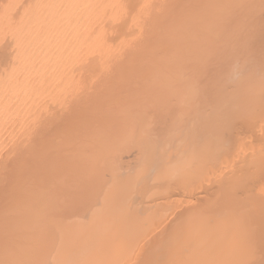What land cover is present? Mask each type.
I'll use <instances>...</instances> for the list:
<instances>
[{"label":"bare ground","instance_id":"6f19581e","mask_svg":"<svg viewBox=\"0 0 264 264\" xmlns=\"http://www.w3.org/2000/svg\"><path fill=\"white\" fill-rule=\"evenodd\" d=\"M7 1L8 8L9 5L14 8V0ZM26 1L25 9L21 11L18 5L19 9L14 10L20 11L13 15V18L19 16L18 20L14 19L15 23L3 16L13 8L10 10L4 5V10V6H0L3 9H0V40L3 34L10 38L0 41L3 48L0 50L3 52L0 55V159L8 155L12 159L11 153L19 152V142L26 138L25 134L27 131L29 134L37 120L42 123L36 127L39 125L43 131L44 124L49 121L40 119L51 115H47L49 111L74 95L82 101L88 91L91 95L97 89L94 88L96 82L92 87L89 85L91 88L85 82L90 84L95 78L93 81L99 82L98 78H103L110 69L108 75L112 74L116 65L123 66V62L126 65L125 75L116 67L124 77L116 75L114 69L117 79H128L119 84L125 86L134 79L133 83L137 84L132 86L140 88L121 86L125 90L119 88L123 93L119 92L117 97L113 95L117 88H108L117 83L103 84L106 91L100 89L104 97H107L106 92L111 95L107 97L109 103L100 96V91L93 92H97L95 96H100L97 100L102 98L101 103H106L107 107L105 114L97 106L93 110L107 119L97 114L96 119H100L96 121L89 115L88 122L82 116L90 114L85 110H88L85 108L88 103L82 104L88 100H80L85 113L79 111V104L73 114L81 112L85 126L92 131L88 133L83 127L85 134L82 135L84 131L77 129L81 132L80 138L75 136L73 125L69 128L72 134L75 132V141L87 138L86 142L84 139L86 144L81 140L84 145L90 142L89 137L92 142V136H97L90 142L92 146L97 145L98 148L92 149L95 152L90 150L91 145L86 146L87 150L78 141L82 147L78 149L77 145L74 150L76 142L74 136L69 135L70 130L68 135L63 132L65 136L61 131L60 135L56 133V136L72 137L64 138L68 143L71 139L69 147L65 140L59 141L61 145L65 141L60 147L67 144V148H61L65 154L56 148L60 143L55 142V136L52 138L54 144L48 147L54 146L47 149L44 143L49 142L39 139L45 151L40 150L42 145L39 144L41 154L37 147V156L34 146L32 151L31 143L27 144L33 142L34 137L26 143L28 149L24 146L30 152L21 146L24 150L20 152L28 153L26 157L31 158V152L35 151L34 160L30 161L32 168L36 165L39 170H47L41 171V175L45 174L43 181L38 175L33 178V171L29 177L28 168L25 170L23 162L20 163L26 161L23 158L27 159L24 153L16 155L21 159L19 162L15 158L21 166L16 169L12 166L13 159L8 165L3 164L9 156L1 161L6 165L3 172L11 162V169L17 170L15 176L18 172L24 173V183L31 178L34 179L31 182H35L37 176L41 181L37 186L34 183L35 187L27 181L30 186L26 187L24 183L19 185L22 178L18 175L13 180L17 178L20 182L13 181L12 191H8L13 194L12 200L7 196L8 202L5 199L0 203L4 209L0 215V264H264V0H186L188 4L182 3L186 7L180 6L181 10L178 8L174 15L170 14V9L176 0H172L173 4L170 0H31L32 3L29 0L30 4ZM169 3L172 4L170 9ZM147 30L151 32V39L147 36L150 40L145 36L150 34ZM81 78L89 88L86 92L82 91L86 87L80 85ZM152 87L155 88L151 91ZM138 89L143 92L139 93ZM82 92L85 95L82 96ZM138 97L141 100H137ZM132 98L137 103L129 104ZM72 99L68 104L74 103ZM146 99L154 101L158 105L157 114L159 108L162 113L158 115L164 117L163 123L157 122L158 115L153 119L157 120V125L154 124L159 133L154 134L155 126L153 133L149 132L148 121L154 113L150 116L146 113L148 119L142 114L145 106H141ZM166 99L174 102V118L171 116L175 110H170L173 103L167 104ZM53 104L55 108L51 107ZM151 109L155 106L151 105ZM61 110L64 112L59 113L62 118L67 111ZM45 112H48L46 116ZM91 112L94 113L91 115L97 113ZM57 113L52 112L58 117ZM81 117L77 118L81 120ZM91 118L98 124H95L97 128ZM55 119L52 122L60 123ZM79 122L74 125L76 128L84 124L83 120L82 124ZM159 123L165 128L158 127ZM119 126L125 132H119L122 128L115 129ZM36 127L30 135L40 132L38 129L34 132ZM65 127L63 130H67L68 126ZM100 130L107 136H98L96 132ZM110 130L111 134L116 135L118 131L122 135L111 137ZM70 146L73 155L68 149ZM121 146L134 150L133 165L132 159L124 166L121 157H116L126 150ZM77 149L89 153H85L83 159V153L78 154ZM44 152H50L49 158L51 155V159L55 158L47 160ZM53 152L60 154L56 157ZM38 154L46 158L42 162L49 161L46 167L32 162L37 161ZM60 156L66 168L61 164L62 168L58 167ZM71 156L80 163L74 164L79 168L73 167ZM77 158H82L81 162ZM66 159L71 161L69 166ZM18 167L26 173L18 171ZM55 167L58 169L54 172ZM68 167L72 170L69 175L80 172L72 178L73 185L69 179L66 181L68 174H62V169ZM48 169L58 177L52 174L51 178ZM80 174H84L83 177L78 176ZM2 178L0 184L5 185L4 176ZM64 187L66 190L61 191ZM64 191L69 195L67 201ZM60 210L69 212L70 216Z\"/></svg>","mask_w":264,"mask_h":264},{"label":"rangeland","instance_id":"374dc122","mask_svg":"<svg viewBox=\"0 0 264 264\" xmlns=\"http://www.w3.org/2000/svg\"><path fill=\"white\" fill-rule=\"evenodd\" d=\"M14 1H16V0H14ZM14 1L12 2V6H14V8L12 7L13 10H11V9H12V8H11V5H9L11 9L8 8V5H7L8 1H7V0H6L7 3L5 2V0L0 1V2H1V3H0V6H1V4H2L3 6H4V5H5V6L7 5V8L10 9V10L12 11V12H11V11L9 10V11L11 12V13H10V12L8 11L9 14H8L7 12H4V11H3V14H4V13H6V15L8 14L7 16L3 15V16H4V19H5V17H6V20L8 19V20L11 21V22H14V19L16 20V18H17V20H18V17H19V16H18V17H16V18H15V17L13 18V15L19 14V13H16V12H18L19 10L16 11V12H14V10H15V9L17 10V9H19V7H22V8H20V10L22 11V10L25 9V7L27 6V5H23L25 0H23V1H21V0L19 1V0H18L20 3L22 2V5L24 6V8H23V6H22L19 2H17V1H16V2H17V5H16V2H15V5H13ZM185 1H186V0H179V1L176 0V1H174L175 4H176V2H179V3L176 4V5H177V6H176L175 4H173V1L170 0V2L173 4V8L170 9L171 6H172V4L169 3V4H170V5H169V9L171 10V11H170V14H171V15H174L175 13L177 14L176 11H179L178 8L181 10V7H186L185 5H183V4L185 3ZM3 2H4V3H3ZM28 2H29V0L26 1V3H28ZM30 2H31V0H30ZM30 2H29V4H30ZM32 2H33V1H32ZM32 2H31V3H32ZM187 2H188V1H187ZM187 2H186V3H187ZM182 3H183V4H182ZM186 3H185V4H186ZM8 4H9V3H8ZM187 4H188V3H187ZM18 5H20V6L18 7ZM182 5H183V6H182ZM3 6H2V7H3ZM5 6H4V10L6 9ZM15 6H17V8H16ZM180 6H181V7H180ZM0 9H2V8H0ZM183 9H184V8H183ZM2 10H3V9H2ZM173 10H174L175 12H174ZM19 12H20V11H19ZM173 12H174V13H173ZM0 13H1V11H0ZM14 13H16V14H14ZM1 14H2V13H1ZM10 14H12V17H10ZM3 16H2V17H3ZM8 16H9V17H8ZM0 17H1V15H0ZM7 17H8V18H7ZM9 18H10V19H9ZM11 18H13V21L11 20ZM14 23H15V22H14ZM147 32H150V30H149V31L147 30L146 33H147ZM3 35H4V36H6V35L8 36V34H6V35L3 34ZM148 35L150 36V39H151V37H152V36H151V32H150V34H149V33L145 34L146 37H147ZM4 36H3V39L7 37V36H6V37H4ZM149 36H148V37H149ZM0 37L2 38V36H0ZM8 37H9V36H8ZM148 37H147V38H148ZM1 38H0V39H1ZM3 39H2V41H3ZM6 39H8V38H6ZM6 39H4V40H6ZM148 39H149V38H148ZM148 39H147V40H148ZM150 39H149V40H150ZM8 40H10V38H9ZM0 41H1V40H0ZM2 41H1V42H2ZM6 41H7V40H6ZM1 42H0V43H1ZM3 42H4V41H3ZM8 43L10 44L9 41L7 42V44H8ZM1 44H2V43H1ZM9 44H8V45H9ZM4 45L6 46V42L4 43ZM1 46H2V45H1ZM5 46H2V47L5 48ZM6 47H8V46H6ZM1 49H2V50H1ZM0 50L3 51V48L0 47ZM5 51H6V48H5ZM1 53H3V52H1ZM1 53H0V55H1ZM0 57H1V56H0ZM123 63H124L123 66H122V64H119V66L116 65L115 68L118 66L119 71L121 70V71H122L121 73L124 74V73L126 72V70H125L126 65H125V62H123ZM120 65H121V66H120ZM121 67H122V68H121ZM115 68H114V67L112 68V72H111L112 74L108 75V74L110 73V71H111V69H110V71H109L108 74L103 75V76H104L103 78H102V77L98 78V79L101 80V81L99 80V82H101V83L103 82L102 84L99 83V82H97L98 80H97V81H93V80H96L97 78L93 79V80L91 81L90 84H89L88 82H85V81H84V78H81V79H82V82H80V83H82V84H80V85L83 87V85H84L85 83H87V84H85V85H88V86H89V85L93 84V86H94V83H93V82H96V85L94 86V88L97 87V89H98V88H99V89H100V88L102 89V88H103V86H102L103 84H105V86H107V85H111L112 83H117V84H113V86H108V88H109V87H110V88L112 87V89H113V87H115V89L117 88V89H116V93L114 94V92H113V95H116V96L119 95L120 90H121V91H124V90L126 89L125 87L128 86V85H130L128 88H130V87H131V88L135 87V86H132L133 84H137V83H133V80H134V79H131L129 84H127V83H126L127 81H125L126 84H124L125 86H123V85H122L123 82H124L123 80H128V79H127V78H125V79L123 78V80H122L123 82L120 81L119 78L117 79L118 76H116V75H119L120 72H118V70H117V68H116V71H117V72H116L117 74H116V73H115V70H114ZM120 68H121V69H120ZM123 68H124V69H123ZM184 68H185V67H183V69H184ZM123 70H124V72H123ZM113 73H114V74H113ZM115 74H116V75H115ZM106 75H107L108 77H107ZM121 75H122V74H121ZM121 75H119V76L121 77ZM124 75H125V74H124ZM124 75H122V77H124ZM104 78H106V79H104ZM108 78H109V79H108ZM115 78H116L117 80H119V81H116ZM107 79H108V80H107ZM121 79H122V78H121ZM105 80L108 81V82L110 81V83L106 82ZM112 80H114V81H112ZM80 81H81V80H80ZM131 81H132V83H131ZM84 82H85V83H84ZM119 82H122V84H121V83L119 84ZM134 82H135V81H134ZM136 82H137V81H136ZM97 83H98V84H97ZM100 84H101V87H100ZM85 85H84L83 88H85V87H86V88H85V90H82V91H85V92H86V89H89V88H88L87 86H85ZM98 85H99V86H98ZM115 85H116V86H115ZM140 85H141V84H140ZM105 86H104L103 89L106 91L107 88H106ZM121 86H122V88L124 87L125 89H121ZM89 87H90V86H89ZM91 87H92V85H91ZM91 87H90V88H91ZM141 87H142V86H141ZM105 88H106V89H105ZM119 88H120V90H119ZM135 88H140V86L138 85V86H136ZM135 88H134V89H135ZM142 88H143V87H142ZM154 88H155V87H154ZM154 88L152 87V88H151V91H152V89H154ZM92 89H93V88H92ZM97 89H94V90L92 91V94H91V95H90V93H89V92H91V91H88V90H87L88 92L86 93V94H87L86 97L88 98V96L90 95V96H91V97H89L90 99H89V98L87 99L85 96H84V97H85V99H84V97H83V99H84L83 101H87V100H88V102H84V103H82V104H85V103L87 104V103H88L87 106L85 105V108H88V110H87V109H85V110L87 111V113H88V111H90V114L85 115L86 113H85V111H84V107H83L84 105L82 106V104H80V103H81L80 100L82 101L81 98H78V96H77V98H78L79 101L77 100V103H76V100H75L76 95H74V96H75V97H74L73 94H72L73 97H69V98H71V99L73 98V99H72L73 102H74L73 104L76 103V104H75L76 106H75V105L73 106L72 103H71L72 105L68 104V103H70V100H71V99H68V100H67L68 102L65 101V100L68 98V96H66V97H65V100H64L65 103H64L63 101H62V102H63L64 104H66V106L63 107V108H64L65 111H67V112L65 113V115H64L62 118H61V116H60L59 113L62 112L61 109H63V108H62V106L64 105L63 103H62L61 105L59 104L60 106L57 105V106H59L58 108L56 107L57 110H56V108L54 107V104L51 105V107L53 106L52 108H55L56 111H55V110H51V111H49L50 108H49V109L47 108L48 111H49L50 113L45 112L44 116H46V113H48L47 115H49V114H51V115H49V116H47V117H41V119H40V120H43L44 118H46L45 120H47V121L50 122V123L48 122V123L50 124V126H51L52 123H53V124L55 123V124L53 125L54 127H53V126L50 127L49 125H47L48 123L46 122V124H44V128H43V131H42L41 128H38V127H40L39 125H41L42 121L38 122L39 120H37V122H35V123H37V124L39 123L38 127H36L37 124H35V126L32 125L33 128L36 127V129L34 130V132H35L37 129L40 130V132H39V131H38V132L36 131L37 133H36V132H35L36 134L34 133L35 136H36V140H34V139H35V136L30 135V134H31L30 132H32V129H33L32 127H30V129L32 128L31 131L29 130V134H28V131H27V133L25 134V135H26V138L22 139V142H23L24 145H22V142H19V143H21L20 146L17 147V148H19V152H17V154H15V153H11V157H12L13 160L10 158V155H8V156H9L8 160L6 159L5 162H3L4 159H5L6 157H8V156H6V157L3 158V160L0 159V163L2 164V162H3V164L8 165L7 163H8V161L11 159V160H12L11 162H13L14 164L11 163V162H9V165H10V164H11V165L13 164L12 166H14V168L16 169V167L19 166V164L23 162L24 165H22V166H23V168H25V170H26V168H28L27 170L29 171V177H31V176H32V173H33V178H34L35 175H38V176H40V179H42V177H43L45 174L41 175V171H42V170L47 171V170H45V168L39 170V168H38V167H39L38 164L41 163V166H42L43 164L45 165V164H46L47 162H49V161H46V163L42 162V161H44L43 158H45V157L42 158V156L40 155V156H41V157H40L39 154H38L39 158H41L42 160H39V158H37V161H32L33 163H34V162L38 163V164H37V166H38L37 168H38V169L35 168L36 165L33 166V168H32L31 166H32L33 164L30 163V161H31V159L33 158L32 156H33V153H34L35 151H34V152H31V154H32V155H31V158H30L29 155H28L29 157H26L25 154H28V153H24V151H23V152H22V153H24V154H23V157L25 156L27 159H24V158L21 156L22 153H21L20 151H21V150H24V149H26V148L28 149V146H29L30 143H31V145H32V146L30 145V146H31L30 149H32V147L34 146L35 150L37 149V147H38V150H39V148L41 147L40 145L43 144V143L40 144V142L48 141V142H49L48 144H47V142L44 143V144H46V145H45V147H46L45 149H47L48 145H50L54 140H55V142L57 143V142H59L60 140L62 141V139H63V140L66 139V140H67L68 138H72V137H69V136H66V138L63 137V136L61 137V136H58V134H57V136H56V133H59V131H61L62 133L66 131V133H67V131L71 129V128H69L70 125H71V126L73 125V128H72L73 131H76V130L78 129V131L81 130V132H82V130L84 129L83 127H85V129H86L87 127H89V126H85V122H86V121H84L83 117L80 116V115L83 114V112H84L85 114H83L82 116L86 117V120L88 119L89 115H90L91 117L93 116L94 119H95L96 121H97V119L99 118V117H97V119H96L95 116H96L97 114L100 116V118H102L101 115H103V114L106 113V112H105V109H106L107 107L105 108L106 103H105V105H104V103H103V104L101 103V99H102V98H103V99H104V98L107 99V97L109 96V93H107V92H106V94L103 93V94L107 95V97H106V96L104 97V96L102 95V92H101L102 90H101V89H100V90H97ZM115 89H114V91H115ZM143 89H144V88H143ZM143 89H138V90H139V91H140V90L142 91ZM147 89H148V88H145V90H147ZM104 90H103V91H104ZM117 90H118V91H117ZM138 90H136V91H138ZM149 90H150V89H149ZM95 91H97V92L100 91V93H101L100 96H102L101 99L97 100V98H99L100 96H99V97L95 96V94L97 95V92H96V93H93V92H95ZM141 91H140L139 93H141ZM80 92H81V91H80ZM85 92H84V93H85ZM117 92H118V93H117ZM142 92H143V91H142ZM88 93H89V94H88ZM121 93H123V92H120V94H121ZM81 94H82V96L85 95V94H83V92H82ZM98 94H99V93H98ZM92 95H93V97H92ZM70 96H71V95H70ZM80 96H81V95H80ZM80 96H79V97H80ZM116 96H115V97H116ZM94 97H95V99H94ZM109 97H111V95H110ZM115 97H114V98H115ZM117 97H118V96H117ZM117 97H116V98H117ZM77 98H76V99H77ZM112 98H113V97H112ZM114 98H113V99H114ZM140 98H141V97H138L137 100H139ZM205 98H206V97H205ZM91 99H92V100H91ZM110 99H111V98H110ZM113 99H111V101H112ZM132 99H133L132 102L129 103V101H128L129 104L132 103V105H133V104H135V103H133V102H136V103H137V100H136V99H134V98H132ZM148 99H152V98H151V97H148ZM153 99H154V97H153ZM169 99H170V98H169ZM169 99H168V100L166 99V100H167L166 102H167V104H168L169 101H170V103H171V102L173 103L172 106H171V104H170V106H171L172 108H170L169 105H168V107L170 108V110L173 111V109L175 110V108L173 107V106H174V102H173L172 99H171V100H169ZM95 100H96V102H95ZM115 100H116V99H115ZM126 100H128V98H127ZM129 100H131V99H129ZM140 100H141V99H140ZM83 101H82V102H83ZM99 101H100V102H99ZM102 101H103V100H102ZM108 101H109V99H107V102H108ZM71 102H72V101H71ZM97 102L100 103V105H99ZM103 102H106V100H104ZM109 102H110V101H109ZM109 102H108V103H109ZM145 102H146L147 106H146ZM149 102H150V103H149ZM152 102H153V103H151V101H149V100L147 101V99L144 101V103H143V101H142L143 104H142V106H141V105H140V106H141V107L145 106V107L143 108L145 111H144V110H140V111H141V112L144 111L142 114H146V113H147L149 116H150L152 113H154V114L151 115L153 118L150 116V118H151V119H150L149 116H148L147 114H146V117H147V119L149 118V120H150V121H148L149 125H151V126L149 127V132H150V133H153V131H154L155 129H157L156 131H154V134H156V132H157L159 129L156 128V127H157V126H156L157 123H156L155 121H157V120H153V119H154V118L157 119V115H158V114H161L162 112L159 113V110H158L159 108H158V109H157L158 114H157V112H156V107H157L158 105H157L156 103H154V101H152ZM91 103H92V104H91ZM96 103H97V104H96ZM202 103L205 104V102H203V101H202ZM77 104H78V105H77ZM79 104L81 105V107H83L82 110L80 109L81 107H80V108L78 107V106H80ZM101 104H102V105H101ZM138 104H139V103H138ZM144 104H145V105H144ZM150 104L152 105V108H154V106H155V109H151V105H150ZM153 104H154V105H153ZM68 105H69V107H68ZM93 105H94V106H93ZM98 105H99V106H98ZM103 105H104V106H103ZM49 106H50V105H49ZM70 106H71V107H70ZM72 106H73V107H72ZM88 106H89V107H88ZM96 106L99 107L98 110H100L101 112H104V113L100 115V113L97 112L98 110H93V108H94V109H97ZM107 106H108V105H107ZM136 106H137V105H135L134 107H136ZM66 107H68V109H66ZM75 107H76V108H75ZM77 107L79 108V111H81V112L83 111V112H82V114H80L81 112L79 113L78 111H76V113H79V114H78L79 116H77V114H76L75 111H74V114H76V115H75L76 118H75V117H74V114H73V110H74V109H75V110L78 109ZM100 107L103 108L104 110L102 109V110H103V111H102ZM148 107H149V108H148ZM52 108H51V109H52ZM70 108H71V109H70ZM72 108H73V109H72ZM59 109H60V112L57 113V111H59ZM147 109H148L149 111H147ZM152 110H153V111H152ZM170 110H169V113H170V115H171ZM54 111H55V112H54ZM63 111H64V110H63ZM68 111H69V112H68ZM91 111H94L95 113H96V112H97V113H96L95 115H91V113H93V112H91ZM106 111H107V110H106ZM150 111H151V112H150ZM163 111H164V110H163ZM52 112L55 113V114H56V113L59 114L60 118H59V116L56 117L57 115L55 116V114H52ZM175 112H176V110L174 111V113H172V115L175 114ZM62 113H64V112H62ZM72 114H73V116H72ZM93 114H94V113H93ZM62 115H63V114H62ZM106 115H107V114H106ZM170 115L168 114L167 116H170ZM40 116H43V115H40ZM51 116H53V118H52ZM67 116H68V117H67ZM103 116H104V115H103ZM158 116H159V115H158ZM162 116H163V115H160V116L158 117V121H157V122H162V123H163L162 120H163L164 117L162 118ZM186 116H187V115H186ZM186 116H185V117H186ZM49 117H50V119H51V118H52V119L56 118L55 120L59 119V120H57V121H60V123H57V122H55V121L52 122V119L50 120ZM64 117H65V118H64ZM71 117H72V119H71ZM77 117H81V118H80L81 120H79ZM93 117H92V118H93ZM104 117L106 118L107 116H104ZM171 117L174 118V115L171 116ZM39 118H40V117H39ZM47 118H48V119H47ZM69 118H70V119H69ZM73 118H75V120H76L77 122L80 121L79 123H81V124L84 122L83 126L80 127V125H79V123H78L79 126H77L78 128H76L74 125H77V122L74 121ZM89 118H90V117H89ZM92 118L90 119L91 121L93 120ZM100 118H99V119H100ZM161 118H162V119H161ZM187 118H188V116H187ZM68 119H69V121H68ZM106 119H107V118H106ZM45 120H44V121H45ZM70 120H71V121L73 120L74 122L72 121L71 124H69V123H70ZM82 120H83V122H82ZM166 120H167V119H166ZM66 121L69 122V123H66ZM87 121H88V120H87ZM104 121H105V120H104ZM151 121H152L153 123H152ZM168 121H169V120H168ZM62 122H63V125H64V126H62ZM75 122H76V123H75ZM88 122H90V121H88ZM88 122H87L86 124H90V125H93V124H94V126H95V124L98 125L96 122L94 123L93 121H92L93 124H92V123H88ZM98 122H100V121H98ZM164 122H165V121H164ZM43 123H45V122H43ZM72 123H73V124H72ZM100 123H101V122H100ZM100 123H99V124H100ZM154 123H156V125H155ZM162 123H161V124L159 123L160 125H159L158 127H161V128L164 129L165 127H164V126H161ZM165 123H166V122H165ZM165 123H164V124H165ZM168 123H169V122H168ZM168 123H167V124H168ZM56 124H57V125H56ZM60 124H61V125H60ZM66 124H68V125H66ZM153 124H154V125H153ZM167 124H166V125H167ZM169 124H170V123H169ZM42 125H43V124H42ZM59 125H60V126H59ZM45 126H46V127H45ZM56 126H57V127H56ZM61 126H62V127H61ZM65 126H66V127L68 126V127L66 128ZM94 126H91L92 129H93ZM154 126H155V129L153 128ZM41 127H43V126H41ZM47 127H48V128H47ZM63 127H65L67 130H65V129L63 130ZM95 127L97 128V126H95ZM45 128H46V129H45ZM50 128H51V129H50ZM56 128H57L58 130H57ZM59 128H61V129H59ZM68 128H69V129H68ZM80 128H81V129H80ZM98 128H100V126H99ZM101 128H102V127H101ZM121 128H122V126H121ZM121 128H120V126H119V127H115V129H118V131H119ZM152 128H153L154 130H152ZM167 128H169V126H167ZM74 129H75V130H74ZM90 129H91V128H90ZM90 129L87 128V131H86V132L89 133V130H90ZM163 129H161V131H160L162 134H164ZM53 130H54L55 132H54ZM56 130H57V131H56ZM93 130H94V129H93ZM98 130H99V129H98ZM102 130H103V132H104V129H102ZM105 130H106V128H105ZM107 130H108V129H107ZM107 130L105 131L106 133H107ZM123 130H124V128H122V130H120L119 132H121V131H122V132H125V131H123ZM150 130H151V131H150ZM46 131H47V132H46ZM83 131H84V130H83ZM91 131H92V130H90V132H91ZM96 131H97V129H96ZM110 131H111V132H108V134L110 133L111 137H112V135H113V136H116V135L118 136V133H119V132H118L117 130H115V131H117V132H116V133H117L116 135H115L114 133L111 134V133H112V130H110ZM113 131H114V130H113ZM165 131L167 132V130H165ZM48 132H49V133H48ZM61 132H60V133H61ZM68 132H70L69 135L71 134L72 136H74V133H75V132H73V134H72L71 130L68 131ZM76 132H77V131H76ZM81 132H80V133H81ZM100 132H101V130H100ZM100 132L98 131L99 134H98L97 132H96V134H97L98 136H100V135L103 136V135H104L103 137H106V136H107V135H105V133H102V132H101L102 134H100ZM166 132H165V133H166ZM44 133H45V134H44ZM60 133H59V135H60ZM80 133L77 132V133H76L77 135L75 134V136L77 137V136L79 135V137L81 138V137H82L81 134H82V135L85 134V131H84V133H83V132H82L81 134H80ZM92 133L94 134L95 131L92 132ZM157 133H159V132H157ZM161 133H160V134H161ZM27 134H28L29 137L27 136ZM63 134H64V136H65V133H63ZM90 134H91V133H90ZM119 134L122 135L121 133H119ZM25 135H24V136H25ZM67 135H68V133H67ZM91 135H92V134H91ZM24 136H23V137H24ZM37 136H41L43 140H42L40 137H37ZM54 136L57 138V140L54 139V138H55ZM75 136H74V142H76V143H75L76 145H75L74 142H73V145H72V146L75 145V146L73 147V149H74V148L76 149V146L78 145V144H77L78 142H79V145H82L83 147H85V148L87 149V147L89 148L90 145H91V143L93 142V138H94V137H97V136H92V137H93V138H92V142H91V139H90V137H89V140H90L91 143L87 140V141H88V143H87L88 146H87V145H84V144H83L85 137L83 138V140L81 139V140L83 141V142H82L81 140L78 141V140H79L78 138H76V141H75ZM86 136H87V135H86ZM88 136H89V135H88ZM31 137H34V139L32 138L34 143H33V142H30V141H29V143H27L28 140H30ZM46 137H47V138H46ZM53 137H54V138H53ZM67 137H68V138H67ZM108 137H109V136H108ZM108 137H107V139H108ZM111 137H110V138H111ZM45 138H46V139H45ZM52 138H53L54 140H53ZM64 138H65V139H64ZM32 139H31V140H32ZM39 139L41 140L40 142H39ZM44 139H45V140H44ZM51 139H52V141L50 142L49 140H51ZM58 139H59V140H58ZM77 139H78V140H77ZM86 139H87V138H86ZM86 139H85V142H86ZM105 139H106V138H105ZM26 140H27V141H26ZM66 140H65V141H66ZM72 140H73V139H72ZM110 140H111V139H108V141H110ZM25 141H26V142H25ZM65 141H63V145H64ZM70 141H71V139H70ZM70 141H69V143H70ZM77 141H78V142H77ZM66 142H67V141H66ZM81 142H82V143H81ZM85 142H84V143H85ZM26 143L28 144V146H27ZM32 143H33V144H32ZM59 143H60V145H58V147H56L57 149L59 148L58 150L63 151V149H61V148H64V149L67 148V147H66L67 144H68V147H69V143H68V142H67V144L65 145V147H60V146H63V145H61V142H59ZM71 143H72V142H71ZM80 143H81V144H80ZM89 143H90V144H89ZM25 144H26V145H25ZM39 144H40V145H39ZM53 144H54V142H53ZM53 144H52V146H54ZM85 144H86V143H85ZM94 144H95V143H94ZM56 145H57V144H56ZM70 145H71V144H70ZM79 145L77 146V148H78V147H82V146H79ZM21 146H23V147L25 146L26 148L24 147V149H22ZM39 146H40V147H39ZM52 146H49L48 148H52ZM86 146H87V147H86ZM96 146H97V145H96ZM96 146H95V145H94V146L91 145L92 148L90 147V150H92L93 148H98V147H96ZM121 147H122V149H123L124 147L126 148L127 146H124V147L121 146ZM20 148H21V149H20ZM56 148L54 149V152L57 150ZM71 148H72V147L70 146V148H68V149L70 150ZM85 148H80V149H84V150H86ZM125 148H124V149H125ZM127 148H128V147H127ZM127 148H126V150L123 149V150H124V151H122L123 153L120 151L116 157H117V158L119 157V159H120V157H121V161H122V160L124 161V162H123V165L125 164V162H128V160H131V159H132V165H133V163H134L133 160H135V158H134V155H135V154H134V150H133L132 148H129L130 150L127 149ZM27 149H26V150H27ZM30 149H29V150H30ZM68 149H66V153H69V152H68ZM73 149H72V150H73ZM75 149H74V150H75ZM78 149H79V148H78ZM78 149H77V151H78ZM29 150H27V152H28ZM38 150H36L35 155H36V153H38V152H37ZM40 150H43V145H42V147L40 148ZM40 150H39V152H40V154H41V151H40ZM48 150H49V149H48ZM48 150H46L47 153H48ZM58 150H57V151H58ZM72 150H70L71 153H72ZM74 150H73V151H74ZM87 150H88V149H87ZM90 150H89V151H90ZM94 150H95V149H94ZM32 151H33V149H32ZM43 151H45V150H43ZM43 151H42V152H43ZM50 151H51V149H50ZM52 151H53V149H52ZM52 151H51V152H52ZM57 151H56V152H57ZM61 151H59V152H61ZM77 151H75V154L77 153ZM82 151H83V150H82ZM82 151L79 150V151H78V154H79L80 152H82ZM92 151H93V150H92ZM92 151H91V152H92ZM13 152H14V151H13ZM15 152H16V150H15ZM29 152H30V151H29ZM46 152H44V153L47 154ZM54 152H53L52 154H53V155L56 154V157H57V154H60V153H55V154H54ZM63 152H64V154H65V150H64ZM63 152H62V154H63ZM93 152H95V151H93ZM126 152H127V154H126ZM128 152H131V153H128ZM132 152H133V153H132ZM18 153L21 154L20 156L23 158L22 160H26V161H21V159L19 160V158L16 156V155H18ZM71 153H69V155H70ZM82 153H83V152H82ZM85 153L88 154L89 152H86V151H85V152L83 153V155L81 154L82 158H83V156H85V155H84ZM12 154H13V155L15 154V157H14V158H13ZM45 154L42 153L43 156H44ZM49 154H50V152H49ZM49 154H47V157H48L47 160H50L51 157H52V155H51V157L49 158V156H48ZM73 154H74V153H72L71 155H73ZM90 154H91V153H90ZM119 154H120V156H119ZM128 154H129V155H128ZM35 155H34V157L36 158L37 155H36V156H35ZM121 155H122V156H121ZM125 155L127 156V158H126ZM131 155H132V156H131ZM58 156H59V155H58ZM62 156H63V155H62ZM62 156H60V157L58 158V161H60L58 167H61V166H60L61 161L64 162V159H60ZM67 156H68V155H65L64 157L68 158ZM123 156H124V158H123ZM21 157H20V158H21ZM71 157H72V156H71ZM15 158H16V159L18 158L17 160H19V162H20V161H21V162L18 163V161L16 160V162L18 163V164H17V163L15 162ZM29 158H30V160H29ZM54 158H55V157H54ZM54 158H52L51 160H53ZM62 158H63V157H62ZM72 158H73V160H72L73 167L75 168V166H77V165H74V164H76V163H78V162H75V160H74V156H73ZM82 158H80V159L77 158V159H78V161L80 160V162H81V159H82ZM84 158H85V157H84ZM84 158H83V159H84ZM122 158H123V159H122ZM129 158H130V159H129ZM45 159H46V158H45ZM68 159H69V158H68ZM68 159H66L65 162H67ZM70 159H71V158H70ZM77 159H76V161H77ZM32 160H34V158H33ZM38 160H39L40 162H38ZM125 160H126V161H125ZM1 161H2V162H1ZM6 161H7V162H6ZM54 161H57V158H56V160H54ZM24 162H25V163H24ZM69 162H71V161L68 160V166H69V164H70ZM74 162H75V163H74ZM53 163L56 164V162H53ZM57 163H58V162H57ZM3 164H2V165H3ZM15 164H16V165H15ZM30 164H31V166H30ZM34 164H35V163H34ZM48 164H49V163H48ZM64 164H65V163H64ZM64 164H63V163L61 164L62 167L64 166ZM78 164L80 165V163H78ZM120 164H121V166H122V163H120ZM127 164H128V163H127ZM127 164H125V165L127 166ZM129 164L131 165V163H129ZM6 165L0 166V168H1V172H2V173L0 172V173H1V174H0V177L2 178V177L4 176V179H5V182H4V180H3V182H4L5 185H3V183L0 184V185H1V187H0V203H4V200L7 199V198L12 200V197H13L12 195H13V194H11V191H12V189H11V185H14V184H13L14 182L16 183V182L19 181V180L17 181V178H16L15 180H13V179H14L15 177H19L18 175H21L20 178H22V177H23V174H24V173L22 174V173L18 172L19 174L17 173V176H15V175H16V174H14V171H15V170H14V169H13V170L11 169V168H13V167H11V165H10V166H7L8 168L5 167V170H6V171L4 170V172H7L8 169H11L10 172L8 171V173L5 174V173L3 172V170H2V168H3L4 166H6ZM25 165H27V166H25ZM44 165H43V166H44ZM56 165H57V164H56ZM56 165H55V166H56ZM65 165L67 166V164H65ZM93 165H94V164H93ZM95 165H96V164H95ZM125 165H124V166H125ZM132 165H131V166H132ZM41 166H40V168H42ZM47 166H48V165H47ZM49 166H51V168H53L52 165H51V162H50ZM53 166H54V165H53ZM71 166H72V164H71ZM71 166H70V168H71ZM82 166H83V165H82ZM19 167H21V166H19ZM19 167H18L17 169H19ZM45 167H46V165H45ZM58 167H55V168H54V172L57 171L56 168L58 169ZM62 167H61V168H62ZM73 167H72V168H73ZM77 167L79 168V166H77ZM77 167H76V169H77ZM90 167L92 168V166H90ZM6 168H7V169H6ZM34 168H35L36 170H35ZM49 168H50V167H49ZM61 168H60V169H61ZM63 168H66V167H63ZM68 168H69V167H68ZM70 168H69V169H70ZM72 168H71V169H72ZM74 168L72 169V170H73V173H74ZM80 168H81V167H80ZM83 168H84V167H83ZM87 168H88V167H87ZM87 168H86V169H87ZM21 169H22V168H20L18 171H21V172H24V171H25V170L23 171V169H22V170H21ZM69 169H67L68 171L65 170V169H62L64 172H62V170H60V171L62 172V174L64 173L63 175H65V172H66V174H68V175H66L67 179H66V177H63V175H62V177L65 178L66 181H69V180H70V184H71V183H72V182H71L72 178H73V177H76V175H77L78 173H80V172H78V171H77V173L75 172V173H76L75 176H74V174L71 173L73 176H70L71 174L69 175L68 172H72V170L70 169V170H71V171H70ZM38 170L40 171V173H39ZM51 170H52V169H51ZM51 170L48 169V172L51 171ZM77 170H82V169H77ZM16 171H17V170H16ZM16 171H15V172H16ZM32 171H33V172H32ZM36 171H38V172H36ZM58 171H59V170H58ZM60 171H59V172H60ZM84 171H85V169H84ZM30 172H32V173L30 174ZM35 172H36V173H35ZM48 172H47V174H49ZM51 172H52V171H51ZM51 172H50L49 176H50V175L52 176V174H54V172H52V173H51ZM25 173H26V171H25ZM34 173H35V174H34ZM38 173H39V174H38ZM42 173H43V172H42ZM56 173H57V172H56ZM8 174H9L10 176H9ZM47 174H46V175H47ZM7 175H8L9 177H8ZM25 175H26V174H25ZM27 175H28V173H27ZM27 175H26V179H27V177H28ZM30 175H31V176H30ZM58 175H60V177H61V173L58 174ZM83 175H84V174H82V175L80 174V175H78V176L83 177ZM38 176H37V177H38ZM51 176H50V177H51ZM29 177H28V179H29ZM37 177H36L35 182L33 181V183H32L31 181L34 180V179L31 178V179H30L31 181H28V180H27L28 183L31 182V184H33V186L35 187V185L38 184V183H40V181H41V180L39 181V180H38L39 177H38V178H37ZM54 177H58V176H55V174H54ZM68 177H69V178H68ZM20 178H18V179H20ZM44 178L47 179V176L44 177ZM51 178H53V177H51ZM2 179H3V178H2ZM26 179H25V181H26ZM46 179H45V180H46ZM68 179H69V180H68ZM20 180H21V182L19 181V182H20L19 185H22V184L24 183V182L22 181V180H24V178H22V179H20ZM82 180H83V179H81V181H82ZM0 181H1V180H0ZM13 181H14V182H13ZM27 181L24 183L25 185L23 184L24 186H26V185L30 186L29 184H26ZM38 181H39V182H38ZM42 181H43V179H42ZM48 181H49V179H48ZM66 181H65V182H66ZM19 182H18V183H19ZM0 183H1V182H0ZM18 183H17V184H18ZM34 183H35V185H34ZM73 184H74V183H72V185H73ZM36 186H37V185H36ZM13 187H14V186H13ZM20 187H21V186H20ZM22 187H23V186H22ZM22 187L20 188L21 190H23ZM26 187H27V186H26ZM2 188H3V189H2ZM16 188H17V187H16V184H15L14 189H16ZM64 189H65V187H64L61 191H63ZM9 190H11L10 193L8 192ZM18 190H19V188H18ZM21 190H20V191H21ZM65 190H66V189H65ZM67 190H68V189H67ZM1 191H2V192H1ZM13 191H16V190H13ZM61 191H60V192H61ZM60 192H59V193H60ZM64 192H65V194H64L63 197L66 196V192H67V191H64ZM68 192H69L70 194L72 193L71 190H70V191L68 190ZM2 193H3V196H4L5 198H3V196H1ZM14 193H15V192H14ZM59 193H58V196H59V197H60V195H63L62 192L60 193V195H59ZM8 194H11V195L9 196ZM16 194H17V192H16ZM7 196H8V197H7ZM67 196H69L68 193H67ZM67 196L65 197V199H66L65 201H67ZM6 197H7V198H6ZM15 197H16V196H15ZM60 198H62V196H61ZM68 198H69V197H68ZM8 199H7L6 202H8ZM62 199H64V198H62ZM9 201H10V200H9ZM61 206L63 207V205H61ZM61 206H60V207H61ZM62 207H61V208H62ZM3 211H4V209L2 208V206H0V215L3 213ZM62 211H63V210H60L59 212H62ZM64 211H68V209H65ZM64 211H63V212H64ZM65 213H66V212H64V214H65ZM67 213H69V212H67ZM67 213H66V214H67ZM73 213H74V212H72V214H73ZM57 215H58V216H60V215L63 216V213H62V214H61V213H60V214L58 213ZM67 215L70 216L69 214H67ZM64 216L66 217V215H64ZM64 216H63V217H64Z\"/></svg>","mask_w":264,"mask_h":264}]
</instances>
